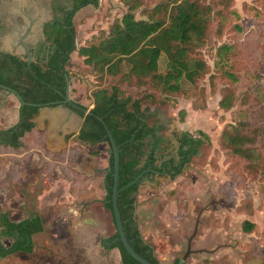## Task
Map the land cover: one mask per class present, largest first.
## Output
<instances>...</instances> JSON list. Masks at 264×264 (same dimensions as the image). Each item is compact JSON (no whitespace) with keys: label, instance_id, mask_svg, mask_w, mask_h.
Instances as JSON below:
<instances>
[{"label":"rangeland","instance_id":"obj_1","mask_svg":"<svg viewBox=\"0 0 264 264\" xmlns=\"http://www.w3.org/2000/svg\"><path fill=\"white\" fill-rule=\"evenodd\" d=\"M68 3L69 0H0V17L5 24L0 30V49L28 55L19 42L20 36L25 34L26 45L41 39L43 20L53 13L60 14L54 5ZM229 9L233 12L211 19L205 41L190 55L202 58L208 71L195 85L183 78L184 93L175 95L159 112L168 132L187 130L197 135L200 129L209 140L174 179L159 175L144 179L137 195L139 230L162 264H171L174 257L185 252L191 234L193 251L186 259L191 264H206L208 260L213 264H264V259L245 257L252 239L261 242L259 249L264 253V177L219 141L224 128L248 120V115L264 105V0H232ZM125 11L122 0H99L97 6L81 8L73 18L76 47L98 41L114 18ZM135 15L139 16L138 10ZM223 44L229 50L222 59L217 52ZM165 61L162 54L160 69L165 67ZM67 70L69 96L89 106L91 98L87 95L100 85L98 74L77 50L71 52ZM225 95L231 98L230 107L220 105ZM17 106L16 96L0 88V128L14 121ZM182 108L186 112L180 119ZM50 111L41 108L36 123L39 129L46 130L43 148L51 150V154L39 148L19 152L0 146V210H7L10 218L17 220L38 209L45 219V230L33 236L34 250L11 254L0 264H121L118 249L105 250L101 243L102 237L115 232L111 213L101 203L108 145H96L102 154L94 163L85 159L90 157L87 154L78 156L77 167L85 171L91 167L94 180L91 187L80 185L70 190V179L63 178L65 174L56 163L52 165V156H61L62 149L75 140L66 135L64 140L51 137ZM28 157L39 158L37 168L33 166L36 160L29 161ZM40 157L44 159L41 165ZM16 158L25 159L24 171L16 166ZM47 158L50 165L46 169L52 171L43 176ZM100 165L103 167L97 168ZM43 178L52 179L50 187L37 194ZM245 219L255 222L250 232L242 227ZM0 239L9 242L7 238Z\"/></svg>","mask_w":264,"mask_h":264},{"label":"trees","instance_id":"obj_2","mask_svg":"<svg viewBox=\"0 0 264 264\" xmlns=\"http://www.w3.org/2000/svg\"><path fill=\"white\" fill-rule=\"evenodd\" d=\"M98 1L69 0L67 6L57 4L60 14L43 23L44 40L38 49L32 50L34 58L29 63L24 57L0 49V84L14 89L25 102H19L17 121L0 128V146L19 152L39 148L51 154V150L43 148L46 130L39 129L35 121L41 106L46 103L61 105L80 114L83 120L79 129L66 134V138L74 137L75 142L63 148L59 153L61 156H52V165L56 163L70 179V190L83 185L89 176L74 167L75 155L86 153L97 157L100 149L96 145L106 142L108 159L101 203L113 219V155L109 137L99 120L102 117L119 145V187L144 171L138 180L119 190L117 195L125 236L139 254L154 264H162L138 227L139 188L144 179L152 180L157 175L174 179L182 167L199 154L209 136L200 129L197 135L187 130L168 132L159 112L175 95L184 93L183 78L195 85L208 71V64L202 58L190 55L205 41L211 19H220L233 12L229 9L232 0H122L126 11L114 18L106 34L98 41L77 48L73 18L81 8L97 6ZM137 10L139 16L135 15ZM2 28L0 18V30ZM74 50L83 56L84 62L91 65L100 79V85L88 92L89 106L73 97L63 101L67 96V79H70L67 65ZM228 50L229 46L223 44L217 53L223 59ZM162 54L166 61L165 67L160 69ZM220 105L230 107V96L222 97ZM185 112L184 108L179 110L180 119L184 118ZM247 117L248 120H239L224 128L219 141L264 177V105ZM173 151L175 155H172ZM55 158L59 160L56 162ZM43 160L40 157V165ZM15 163L22 168L25 159L16 158ZM47 165H50L48 158L43 166V176L52 171L46 169ZM51 180L43 178L44 183L41 182L37 194L48 189ZM249 201L251 210L252 200ZM44 221L36 209L19 220H12L7 210H0V237L9 239L8 243L0 239V262L17 252L31 253L35 247L33 235L44 230ZM242 227L250 232L255 222L245 219ZM258 242L251 240L245 257L264 259V253L259 249L261 242ZM101 243L105 250L118 249L121 264H142L125 249L116 226L113 234L101 238ZM179 258L174 257L171 264H176ZM206 262L213 264L210 260ZM182 264L191 263L184 261Z\"/></svg>","mask_w":264,"mask_h":264},{"label":"water","instance_id":"obj_3","mask_svg":"<svg viewBox=\"0 0 264 264\" xmlns=\"http://www.w3.org/2000/svg\"><path fill=\"white\" fill-rule=\"evenodd\" d=\"M24 36H25V34H22L20 36L19 42L22 44L23 47H25V50L27 51V53H29L28 46L23 42ZM5 50H7V49H5ZM8 51L12 53V51H10V50H8ZM28 59L30 60L31 57L28 56ZM27 62L29 63V61H27ZM0 86L3 89H5L7 92L14 94L19 102L25 103L24 101H22L20 95L14 89H12L8 86L2 85V84H0ZM68 86H69V79H67V96L63 100L64 102H67L70 98L69 93H68ZM56 106H58V105H56ZM56 106H51V107H56ZM44 107H49V103H46L45 105L41 106V108H44ZM63 108L66 109L67 112L75 114L76 116H78V118L81 119V122H82L83 118L80 114L76 113L75 111H73L71 109H68L67 107H63ZM99 120L103 123L104 128L106 130V133L109 137V142L111 145V151H112V155H113V185H112V193H111V203H112V215H113V219H114V224L116 226V230L118 232V236H119L122 244L124 245L125 249L129 252V254L133 258H135L137 261L141 262L142 264H154L149 259H147L143 255L139 254L128 242V240L125 236L123 227H122V220H121L120 212L118 209V203H117V195H118L119 190L126 188V187L130 186L131 184H133L136 180H138L141 177V175L143 174L144 171L140 172L133 180L129 181L128 183H126L122 187H119V145L116 143V141L112 135L111 130L104 123L102 117H99ZM68 132H70V131H68ZM106 169H107V166H106ZM191 239H192V234L188 237L185 252L180 256V258L176 264H182L184 261H186L189 254L193 251L191 249Z\"/></svg>","mask_w":264,"mask_h":264},{"label":"crops","instance_id":"obj_4","mask_svg":"<svg viewBox=\"0 0 264 264\" xmlns=\"http://www.w3.org/2000/svg\"><path fill=\"white\" fill-rule=\"evenodd\" d=\"M5 90V89H4ZM6 91V90H5ZM7 92V91H6ZM18 107L19 106H17V108H16V110H15V112H14V121L12 122V123H8L6 126H4V127H8V126H10V125H12L13 123H15L16 121H17V118H18ZM64 106H61V105H58V106H56V107H51V106H49V107H47V108H50L52 111H50V115L48 116L50 119H49V125H48V133H50L52 136L51 137H53V138H55V139H58V140H64V136L66 135V134H68L69 132L68 131H77L78 129H79V127H80V125H81V119H79L78 118V116H76L75 114H72V113H69V112H67V110L66 109H64L63 108ZM56 109V110H55ZM35 121H37V117L35 118ZM38 122V121H37ZM103 143H105V142H101V143H99V145L100 146H98V147H102V145H103ZM81 154H86V153H78V154H76L75 155V158H74V167L76 168V169H78V170H80V171H82V172H84L85 173V175L86 176H89V178H88V180L86 181V182H84L83 183V185L85 186V188H88V187H91V183H92V181L94 180V177H93V175L90 173V171H91V167H90V169H88L87 171H85V170H82V169H79L78 167H77V159H78V156H82ZM102 154V152H100L99 153V155L97 156V157H92V156H90V157H87V158H85V159H88V161H90V163H94V161H95V159H97L100 155ZM88 155V154H87ZM84 157V156H83ZM37 158V157H36ZM34 158V157H28V160L29 161H31V159H35L36 161H35V163H33L34 165V167H36V165L35 164H38V163H36L38 160H39V158ZM28 162V161H27ZM26 162V163H27ZM102 165V164H101ZM98 166L97 168H100V167H103V166ZM29 167V166H28ZM27 167V168H28ZM24 168V167H23ZM27 168H26V170H27ZM37 168V167H36ZM35 168V169H36ZM105 171H106V166H104L103 167V172L105 173ZM103 176H104V174H103ZM63 178H67L66 176L65 177H63ZM102 180H103V177H102ZM70 183V182H69ZM68 190V189H67ZM70 192V190H68V193ZM71 193V192H70ZM69 193V194H70ZM42 194V193H41ZM38 210V209H37ZM39 211V210H38ZM39 213H40V211H39ZM41 214V213H40ZM42 216V215H41ZM25 217V216H24ZM43 217V216H42ZM23 218V217H22ZM44 218V217H43ZM21 219V218H20ZM17 220H19V219H17ZM45 220V219H44ZM44 230H45V221H44ZM43 230V231H44ZM42 231V232H43ZM38 233H40V232H38ZM35 234H37V233H35ZM34 234V235H35ZM33 235V236H34ZM112 249H114V248H112ZM111 250V249H110Z\"/></svg>","mask_w":264,"mask_h":264},{"label":"flooded vegetation","instance_id":"obj_5","mask_svg":"<svg viewBox=\"0 0 264 264\" xmlns=\"http://www.w3.org/2000/svg\"><path fill=\"white\" fill-rule=\"evenodd\" d=\"M54 8H55L56 11H58V10L56 9V4L54 5ZM54 15H57V14H54V13H53V15H52L51 17H49V18L43 20V22L41 23V34H42V38H41V39H37V40L34 41L33 43H31V42H28V43H27V46H28V48H29V54H28V55H27L26 53H25V54H18V53L13 52V51H12V53H14V54H16V55H18V56H20V57H24V58L27 59V61L30 62V61L34 58L33 55H32V50H33V49H38V48L40 47L41 43H42L43 40H44L43 31H42L43 23H44L45 21L51 19ZM0 18H1V17H0ZM1 22H2V25H3V27H4L5 24H4V22H3L2 19H1ZM4 50H5V49H4ZM7 51H8V50H7ZM45 51H46V50H45ZM28 56L31 57L30 60L28 59ZM109 250H110V249H109Z\"/></svg>","mask_w":264,"mask_h":264}]
</instances>
